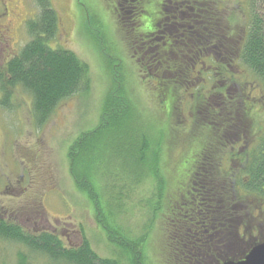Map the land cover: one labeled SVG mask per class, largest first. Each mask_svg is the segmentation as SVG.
Returning a JSON list of instances; mask_svg holds the SVG:
<instances>
[{
  "label": "rangeland",
  "instance_id": "374dc122",
  "mask_svg": "<svg viewBox=\"0 0 264 264\" xmlns=\"http://www.w3.org/2000/svg\"><path fill=\"white\" fill-rule=\"evenodd\" d=\"M119 1L51 0L59 18L51 46L73 53L88 66L90 90L60 103L42 126L34 122L31 100L20 90L12 97L10 108L0 106V214L10 224H32L36 233L54 230L66 247L67 242L75 244L84 237L99 259L131 264L126 250L111 243L97 222V207L117 234L115 240L146 235L145 244L138 249V258H143L138 264H170L167 260L172 251L166 230L174 221L172 211L176 213L188 197L192 174L203 169L205 148L214 140L216 121H210L213 115L209 107L215 91L208 94L207 85H203L199 96L198 89L187 93L181 80L177 85L181 92L175 94L171 78L156 80L142 75L141 47L134 48L130 38L127 43V30L117 25ZM245 1L221 0L220 10L224 8L240 26ZM16 2L17 16L0 18V63L1 54L5 60L28 43L27 22L39 12L35 0ZM147 15L153 17L150 10ZM173 63L170 70H175ZM230 71L247 84L241 85L245 94L253 88L247 94L257 102L260 114L250 124L259 133L264 129V85L241 64H234ZM214 80L209 82L210 92L216 90ZM202 82L197 77L196 87ZM112 92L125 103L124 122L118 131L97 136V145L93 139L90 158L89 154L82 156V168H78L80 161L72 168L70 150L81 135L97 129L104 101ZM198 99L200 105L205 104L201 111L204 120L196 110ZM229 149L224 150L225 161L230 158ZM231 166L236 171L237 163ZM71 171L80 175V185L93 190L96 204L76 185ZM155 172L167 181L168 201L164 205H156L160 180ZM247 204L252 206L254 219L248 221L252 229L245 240L256 238L254 225L264 220V198L252 196ZM23 259L26 264H68L32 254L0 237V264H21Z\"/></svg>",
  "mask_w": 264,
  "mask_h": 264
},
{
  "label": "trees",
  "instance_id": "16d2710c",
  "mask_svg": "<svg viewBox=\"0 0 264 264\" xmlns=\"http://www.w3.org/2000/svg\"><path fill=\"white\" fill-rule=\"evenodd\" d=\"M169 1L173 3L174 8L179 7L180 10L184 2V10L185 6L188 7V23L191 27L187 31L183 27V21L178 19L176 22H179L181 27L177 26L173 30H168L166 34V44L169 42L170 46L169 52L164 53L161 47L154 48V61L149 68L157 73L160 72L165 78L173 72L170 70V64L176 60V57L186 58L190 52L194 59L202 54H209L216 55L222 62L221 76L218 74V78H214L216 90L212 99L210 98L211 107H209L213 115L210 121H216L214 125L216 131L212 133L214 140L205 148L201 158L203 169L192 174L194 181L189 188L191 195L202 201V210L197 221L188 224L190 220L182 214L177 224L172 222L170 229L166 230V241H168V248L172 251L167 260L170 264L199 262L205 264L207 256L214 255L219 258L228 251L231 253L228 247L236 243L234 236L237 233V225L243 227V236L250 235L248 231L252 227L248 226V221L254 217L252 206L247 204V200L252 196L257 199L264 198V129L255 133L251 125L260 112L256 107L257 102L248 95L250 93L245 94L241 86H234L242 78L240 79L230 71L234 64H241L264 85V0H246L245 7L242 4L244 22L240 26L226 15L227 11L224 8L220 10L221 0H162L164 13L170 7ZM150 3L153 2L123 0L121 3L123 8L119 10L117 25L128 30L129 34L125 37H127V43L130 38L129 42L132 41L134 48L142 47L143 42L139 35L131 33L130 29L140 25V19L143 18L140 12H144V15L150 18V15H147V10H151ZM35 4L39 12L34 19H29L26 25L31 39L8 60L4 68H0V106L10 108L12 97L20 90L31 100L34 122L42 126L52 117L60 103L76 95H87L91 82L88 66L84 62L79 61L69 51L51 46L57 34L59 22L51 0H35ZM221 85L224 86L221 87ZM116 93L112 92L106 97L97 129L81 135L79 141L70 150L68 155L72 168L77 161H80L78 168H82V159L88 154L87 159L90 158L89 151L92 148L93 139L96 140L95 145H97L98 138L100 139L97 136L118 131L124 122L125 103ZM199 103L200 99H198L196 110L201 116L199 119L204 120L205 114H201V111L205 104ZM114 115L121 119L115 120ZM207 122L208 120H205L204 124L207 125ZM237 141L249 144V149L234 156L229 150L230 158L225 161L224 150ZM96 147L93 146V150H96ZM232 162L237 163L236 171H233L232 166L226 167ZM71 172L76 185L84 190L88 198L96 204L93 190L80 185L78 183L80 175ZM154 176L156 178V172ZM157 178L160 180V194L156 205H164L168 201L167 194L165 195L168 188L167 181L159 176ZM96 211L97 222L107 233L108 240L126 250L131 257V264H138L139 259L141 263L143 258L142 256L138 258L141 252L139 247L145 244L146 235L140 238H129V241H117L114 239L117 234L104 222L101 211H98L97 207ZM259 223L261 225H254V233L255 239L261 240L264 238V220ZM0 237L19 242L30 252L48 257L57 263L116 264L111 260L99 259L84 237H82L83 245L80 249L68 250L56 236L42 233L37 238H33L22 233L19 228L6 226L1 218ZM244 240L242 241L245 248L247 241L251 238ZM224 246L228 251L224 250ZM177 250L180 253H177Z\"/></svg>",
  "mask_w": 264,
  "mask_h": 264
},
{
  "label": "flooded vegetation",
  "instance_id": "af4514ba",
  "mask_svg": "<svg viewBox=\"0 0 264 264\" xmlns=\"http://www.w3.org/2000/svg\"><path fill=\"white\" fill-rule=\"evenodd\" d=\"M153 3L151 4V13L153 14V17L150 16V18L148 19V16L144 15V12H140L139 14L141 16H143V18L141 17L140 19V25H138L135 29H130L131 33H135L138 34L141 41L143 43H141L142 47H141V52L142 54V66H139V69L142 73V75H144L145 77H151L153 79L159 80V78H163L162 74L159 72L157 73L155 70H152L151 68H149L154 61L153 58V51L155 50L154 48H158L161 47L163 48V52L164 53H168L170 46H169V42L168 44H166L167 42V33L168 30H173L175 29L177 26L181 27V25L179 24V22L177 23L176 21L178 19H181L183 22V27L189 31L190 29V24L188 23L189 20V15L187 13L188 7L185 6V10H184V2L182 3V7L181 10L178 8H174L173 7V3H171L170 1L168 3H170V7L169 9H167V11H165V13L163 12L162 6L164 5L162 0L160 1H156V0H151ZM121 3H123V0L119 1V7H118V11L116 13V17L118 18L119 13L123 7L121 5ZM17 2L16 0H0V18L2 17L3 19H9V18H13L16 17L17 14L14 12L16 6H17ZM221 7V5L219 4V8ZM179 14V15H178ZM165 15H166V19H165ZM168 17V19H167ZM128 33V30H127ZM129 34V33H128ZM127 40V37H126ZM139 47V46H137ZM187 57L184 58V56L182 57H176V60L173 63V66L175 67V70H173V72H171L170 76H167V78H171L172 80H174V84L176 87H174V93H178L181 92L179 88H177V85L180 86L181 84V80L185 81V84L187 86H185L184 89H186L185 91L187 93H190L194 90H197V94L198 96L200 94H202L203 90L202 87L203 85H207V87H205L208 91V94L213 93L215 91V88L213 89L212 92H210V90H208L209 88V82L214 78L216 79V77L218 78V74H220L221 76V68H222V62L219 59V57H217L216 55H209V54H202L199 58L194 59V56H192L191 52L189 54L186 55ZM8 57V56H7ZM2 59V54H1V68L5 67V64L8 62V60H10L11 57L13 56H9L8 58ZM8 59V60H7ZM225 67H224V71H225ZM157 70V69H156ZM223 71V72H224ZM239 77V75H237ZM201 78V80H203V82L198 85L196 87V83H195V79L196 78ZM240 79L242 78L241 76L239 77ZM215 81V80H214ZM243 83L241 81H239L238 83H235L234 86L240 87ZM225 85V83H224ZM224 85H221L224 86ZM244 85V84H243ZM247 84H245L244 86H246ZM226 87V86H225ZM253 91V88L250 90V93ZM194 92V91H193ZM189 95V94H188ZM212 97V96H211ZM210 97V98H211ZM206 98H209L208 96ZM250 145H246L241 141H237L236 143L232 144V146L230 147V151L232 153V155L234 156L235 154H241L243 152H245V150L247 151L249 149ZM222 167H225V165H222ZM226 167H229L228 165H226ZM192 193L190 191H188L187 193V199H186V203H183V205L181 207H179L180 209H178L176 211V213L174 211H172L171 214V218L174 219V223L177 224V222L181 219L180 217L182 216V214H184L185 218H188V224H191L194 221L198 220V215L202 210V201L199 198H196V196L191 195ZM0 218L1 220L6 223V226H11L13 228H19L21 230L22 233H24L25 235H29L33 238H37L38 235L45 233L41 232V233H36V229H33L32 224H28L29 226L26 225H20V224H13V223H8L7 221H5L1 214H0ZM237 233L234 236L236 243L235 244H231L230 247H228V249L231 251V253H229L228 249L226 246H224V250L228 251L227 254H225L224 256L221 257H217L214 255H210L206 257V262H204L205 264H225L227 262H241L243 261V258L245 257V255H247L251 250L252 247L256 244L259 243L260 241H263V239L258 240V239H254L253 237L251 238V240L247 241V246L244 248L243 244L244 242L242 241L243 239H245V237L242 235L243 233V227H241L240 225H237ZM27 228V229H25ZM33 229V231L31 230ZM30 233V234H28ZM51 235L55 236V231H50ZM3 239H5L8 242H15L17 244H20L19 242H16L14 240H8L4 237H1ZM245 241V240H244ZM249 242V243H248ZM22 245V244H20ZM63 245V244H62ZM66 245V244H65ZM83 245V239L81 238L80 241L78 243H71L70 241L67 242V247L64 246L65 249H74V250H78L80 249V247H82ZM25 247V246H24ZM28 249V248H27ZM30 251V250H29ZM32 253V252H30ZM177 253H180L179 250H177ZM34 254V253H32ZM24 258V257H23ZM48 259V257H46ZM21 262V261H19ZM21 264H26V261L21 262ZM197 264H201L200 262Z\"/></svg>",
  "mask_w": 264,
  "mask_h": 264
},
{
  "label": "water",
  "instance_id": "95a60500",
  "mask_svg": "<svg viewBox=\"0 0 264 264\" xmlns=\"http://www.w3.org/2000/svg\"><path fill=\"white\" fill-rule=\"evenodd\" d=\"M225 264H264V240L256 243L252 250L245 255L241 262H227Z\"/></svg>",
  "mask_w": 264,
  "mask_h": 264
}]
</instances>
